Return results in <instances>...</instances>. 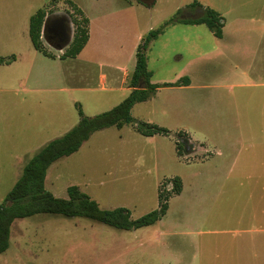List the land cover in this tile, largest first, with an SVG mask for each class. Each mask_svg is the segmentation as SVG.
I'll list each match as a JSON object with an SVG mask.
<instances>
[{"label": "rangeland", "instance_id": "obj_1", "mask_svg": "<svg viewBox=\"0 0 264 264\" xmlns=\"http://www.w3.org/2000/svg\"><path fill=\"white\" fill-rule=\"evenodd\" d=\"M69 1L76 6L86 2L0 0V57L15 58L0 65V204L32 156L78 123V108L86 117L108 111L125 98L130 85L118 90L97 85L98 74L106 72L99 65H123L104 50L92 60L86 52L63 57L65 51L60 53L43 36L51 56L32 47L29 18L44 10L45 19L63 14L72 24ZM194 1L211 9L220 6L216 0H155L152 8L143 7L142 34L186 16L183 8ZM175 24L146 52L154 83L169 82V70L182 62L171 50ZM73 30L72 24V35ZM259 75L262 81H254L263 83L264 71ZM249 91L259 98L245 110L240 103L218 99L211 88L183 99L159 88L135 104L131 116L163 127L169 135L143 136L131 125L108 127L47 170L45 189L54 197L66 199V189L77 186L101 209L125 208L131 219L157 209L159 193L170 190L168 181L179 177L182 191L169 198L161 220L118 230L80 217L17 219L0 264H264V83ZM179 132L188 137L181 139V155L176 150Z\"/></svg>", "mask_w": 264, "mask_h": 264}, {"label": "crops", "instance_id": "obj_2", "mask_svg": "<svg viewBox=\"0 0 264 264\" xmlns=\"http://www.w3.org/2000/svg\"><path fill=\"white\" fill-rule=\"evenodd\" d=\"M216 1L220 6H214L213 10L222 17V36L217 38L209 30L199 27L203 24L176 23L171 30L174 35L171 50L176 51V60L182 62L169 70L172 71L169 82L160 80L154 83L151 80L150 83H175L186 77L188 85L162 88L170 90L172 96H182V99L185 94L193 91L208 93L211 88L218 99H230L232 105L237 106L240 103L247 110L249 103L259 98V95L249 89L264 83H259L262 78L257 76L264 71V0ZM154 2L155 0H86L77 6L88 19L89 35L77 56L86 52L87 58L92 60L104 50L108 56L117 57L123 63L121 67L109 63L98 66H104L106 69L104 74H98L97 85H108V88L102 86L101 89L118 90L120 86L130 82L135 67V52L145 36L140 30L144 15L142 10L143 7L152 8ZM197 3L199 5L193 7H189L191 3L186 5L183 8L186 16L181 19L200 17L206 7L200 2ZM150 30L151 26L146 34ZM169 34L167 36H170ZM162 35L150 42L146 52L153 48V44L159 42ZM166 41L170 43L171 38L167 37ZM204 44L209 47L204 49ZM68 46L57 50L61 53ZM209 62H212L210 66ZM255 79L258 81L255 82ZM132 89L128 84L124 97H127ZM235 89L238 91L234 92ZM261 96L264 107V94ZM186 105L184 103V106ZM249 106L252 107V104ZM189 141L191 142L190 139ZM201 148L203 149L202 145Z\"/></svg>", "mask_w": 264, "mask_h": 264}, {"label": "trees", "instance_id": "obj_3", "mask_svg": "<svg viewBox=\"0 0 264 264\" xmlns=\"http://www.w3.org/2000/svg\"><path fill=\"white\" fill-rule=\"evenodd\" d=\"M68 3L74 30L72 40L63 53V57L75 58L89 37L88 19L73 2L69 1ZM196 5L199 4L194 1L189 7ZM44 21L45 11H36L29 18L28 36L32 47L49 57L51 55L45 51L41 39ZM175 23L203 24L215 37L222 36V17L211 8H204L202 15L196 19L174 17L159 28L150 30L137 46L135 67L130 79V87L133 89L128 96L110 110L92 117L84 116L81 109L78 108V123L61 137L49 141L23 166L20 176L0 204V254L9 247L10 229L13 222L36 214L59 215L66 218L80 217L118 230H136L151 226L165 216L169 198L179 195L182 190V181L179 177L168 181L171 184L170 190L159 193V207L137 219H131L129 211L125 208L101 209L97 202L77 186H69L66 189V199L54 197L45 189L44 182L51 164L62 157L77 152L96 131L112 126L120 129L123 125H131L136 132L143 136L169 135V131L163 127L133 118L131 109L135 104L148 100L159 88L188 85L189 81L186 77L175 83L152 84L150 83L151 73L146 66V51L150 42L155 40L168 25ZM14 59V57L10 59L0 57V65ZM177 136L176 150L177 154L181 155L180 149L183 148L181 139L186 140L188 137L182 132H179Z\"/></svg>", "mask_w": 264, "mask_h": 264}, {"label": "water", "instance_id": "obj_4", "mask_svg": "<svg viewBox=\"0 0 264 264\" xmlns=\"http://www.w3.org/2000/svg\"><path fill=\"white\" fill-rule=\"evenodd\" d=\"M142 1L148 2L149 0H142ZM48 22H51L54 26L61 27L65 32V43L61 47H57V48L61 50L65 46L69 45L71 38H72V31H71L72 24H71L69 17L63 14H54L45 19L43 27H42V36L47 43L48 41L45 37V30H46Z\"/></svg>", "mask_w": 264, "mask_h": 264}, {"label": "flooded vegetation", "instance_id": "obj_5", "mask_svg": "<svg viewBox=\"0 0 264 264\" xmlns=\"http://www.w3.org/2000/svg\"><path fill=\"white\" fill-rule=\"evenodd\" d=\"M45 37L48 41L47 44L53 47H61L65 43V32L61 27L54 26L51 22H48ZM73 37V35H72ZM72 40V38H71ZM71 42V41H70ZM70 44V43H69Z\"/></svg>", "mask_w": 264, "mask_h": 264}]
</instances>
